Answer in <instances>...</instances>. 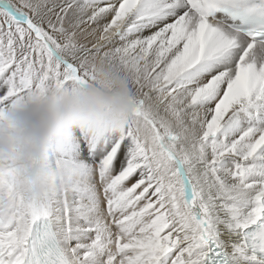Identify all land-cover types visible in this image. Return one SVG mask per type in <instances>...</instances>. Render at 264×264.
Instances as JSON below:
<instances>
[{
  "label": "snow or ice",
  "instance_id": "6c2138e0",
  "mask_svg": "<svg viewBox=\"0 0 264 264\" xmlns=\"http://www.w3.org/2000/svg\"><path fill=\"white\" fill-rule=\"evenodd\" d=\"M97 62L131 118L54 141L40 201L0 154V264H264V0H0V116Z\"/></svg>",
  "mask_w": 264,
  "mask_h": 264
},
{
  "label": "clouds",
  "instance_id": "9594fccd",
  "mask_svg": "<svg viewBox=\"0 0 264 264\" xmlns=\"http://www.w3.org/2000/svg\"><path fill=\"white\" fill-rule=\"evenodd\" d=\"M90 71L86 86L36 92L0 116V154L14 155L25 199L40 201L66 187L72 169L50 160L54 141L70 130L115 134L131 118L134 93L126 74L101 62Z\"/></svg>",
  "mask_w": 264,
  "mask_h": 264
},
{
  "label": "rangeland",
  "instance_id": "374dc122",
  "mask_svg": "<svg viewBox=\"0 0 264 264\" xmlns=\"http://www.w3.org/2000/svg\"><path fill=\"white\" fill-rule=\"evenodd\" d=\"M14 3H19V0H13Z\"/></svg>",
  "mask_w": 264,
  "mask_h": 264
}]
</instances>
